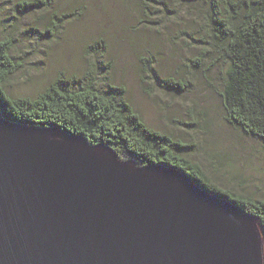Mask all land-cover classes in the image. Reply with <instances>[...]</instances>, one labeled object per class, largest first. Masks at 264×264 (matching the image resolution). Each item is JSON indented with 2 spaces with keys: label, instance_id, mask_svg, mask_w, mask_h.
Wrapping results in <instances>:
<instances>
[{
  "label": "water",
  "instance_id": "obj_1",
  "mask_svg": "<svg viewBox=\"0 0 264 264\" xmlns=\"http://www.w3.org/2000/svg\"><path fill=\"white\" fill-rule=\"evenodd\" d=\"M0 264H264L260 218L188 173L4 117Z\"/></svg>",
  "mask_w": 264,
  "mask_h": 264
},
{
  "label": "trees",
  "instance_id": "obj_2",
  "mask_svg": "<svg viewBox=\"0 0 264 264\" xmlns=\"http://www.w3.org/2000/svg\"><path fill=\"white\" fill-rule=\"evenodd\" d=\"M139 24L160 34L169 20L175 25L179 53L187 61L168 87L186 93L191 87L187 69L201 70L207 62L218 64L224 80L221 94L227 121L264 147V0H133ZM12 11L49 12L55 0H18ZM53 28H56L53 23ZM46 32L53 34V30ZM45 34V35H46ZM100 50L105 57L106 42ZM12 37L0 39V100L4 117L37 128L59 129L66 136L86 138L92 145L113 149L120 160L138 166L158 165L188 173L202 188L229 200L261 219L264 200L224 191L208 181L203 169L185 156L189 147L151 127L131 101L125 86H119L111 63L101 62L100 71L89 72L79 83L68 84L63 75L36 97H12L5 87L18 71L12 52ZM194 50L196 55L194 57ZM145 80L161 79L155 50L144 46L136 56ZM220 64L222 66H220ZM190 74V73H189ZM142 77V76H141ZM163 80V79H162ZM147 83V81H143ZM163 82V83H164Z\"/></svg>",
  "mask_w": 264,
  "mask_h": 264
},
{
  "label": "rangeland",
  "instance_id": "obj_3",
  "mask_svg": "<svg viewBox=\"0 0 264 264\" xmlns=\"http://www.w3.org/2000/svg\"><path fill=\"white\" fill-rule=\"evenodd\" d=\"M17 1L0 0V39L13 38L12 55L19 67L5 87L8 95L36 97L60 74L68 84L79 83L89 72H99L101 62L111 63L117 84L125 86L147 123L187 145L185 156L210 183L264 200V147L227 121L219 65L208 61L201 70L186 69L183 76L191 82L186 93L165 84V76L173 77L189 56L173 46L172 20L157 34L139 24L133 0H55L49 12L19 14L12 11ZM49 29L52 35L46 34ZM100 40L108 46L105 57L100 53L104 44L96 46ZM146 45L155 50L161 79H143L136 56Z\"/></svg>",
  "mask_w": 264,
  "mask_h": 264
}]
</instances>
